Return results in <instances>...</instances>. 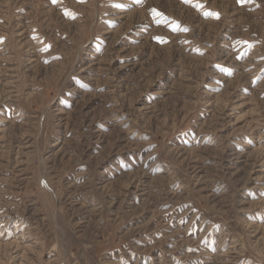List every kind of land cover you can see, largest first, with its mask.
I'll use <instances>...</instances> for the list:
<instances>
[{"label":"rangeland","instance_id":"1","mask_svg":"<svg viewBox=\"0 0 264 264\" xmlns=\"http://www.w3.org/2000/svg\"><path fill=\"white\" fill-rule=\"evenodd\" d=\"M0 264H264V0H0Z\"/></svg>","mask_w":264,"mask_h":264},{"label":"snow or ice","instance_id":"2","mask_svg":"<svg viewBox=\"0 0 264 264\" xmlns=\"http://www.w3.org/2000/svg\"><path fill=\"white\" fill-rule=\"evenodd\" d=\"M210 15H217V18H218V14H210Z\"/></svg>","mask_w":264,"mask_h":264},{"label":"bare ground","instance_id":"3","mask_svg":"<svg viewBox=\"0 0 264 264\" xmlns=\"http://www.w3.org/2000/svg\"><path fill=\"white\" fill-rule=\"evenodd\" d=\"M2 103V102H1Z\"/></svg>","mask_w":264,"mask_h":264}]
</instances>
